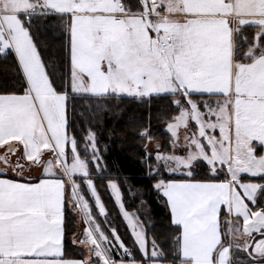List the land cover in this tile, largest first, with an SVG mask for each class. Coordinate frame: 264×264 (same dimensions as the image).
Returning a JSON list of instances; mask_svg holds the SVG:
<instances>
[{"label":"snow or ice","instance_id":"6c2138e0","mask_svg":"<svg viewBox=\"0 0 264 264\" xmlns=\"http://www.w3.org/2000/svg\"><path fill=\"white\" fill-rule=\"evenodd\" d=\"M37 19L60 21L65 72L44 60ZM9 51L24 83L0 93V264H244L237 252L264 264V182L251 180L264 181V0H0V53ZM76 96L101 108L125 97L174 105L168 150L149 152L150 127L139 133L174 229L167 249L149 240L114 180L140 258L108 221L92 178H104L106 147L89 128L80 150ZM69 210L85 224L72 240L80 258L65 249Z\"/></svg>","mask_w":264,"mask_h":264},{"label":"trees","instance_id":"16d2710c","mask_svg":"<svg viewBox=\"0 0 264 264\" xmlns=\"http://www.w3.org/2000/svg\"><path fill=\"white\" fill-rule=\"evenodd\" d=\"M32 31L44 60L49 65L55 64L57 73L65 72L67 38L60 27V21L34 20ZM253 31L249 29L248 34L251 35ZM23 83L15 54L13 52L7 55L0 54V93L20 92ZM103 103L104 107L101 108L94 98L76 96L69 107V118L72 130L80 142L81 151L89 128L98 133L100 146L106 147V151L102 153L106 164L104 178L101 179L99 175H93L92 178L98 185V191L109 213L108 221L116 227L124 242L133 248L136 257L140 258L130 230L126 227V221L122 219L108 188V181L114 180L121 188L126 209L137 213L144 221L149 240L154 237L167 249L174 229L170 224L169 209L152 187L155 181L148 176L142 163L145 141L141 140L139 133L145 127H150L153 140H161L162 150H168L170 135L166 131V125L171 117L177 114L175 107L169 99L160 97H154L150 102L125 97L122 100H108ZM92 171L96 172L94 166ZM251 180L264 182L259 178ZM78 182L84 186V182L79 180ZM83 194L93 206L94 200L86 186ZM142 201L146 202V205L142 204ZM76 216L80 217L71 210L66 213L65 249L68 257L80 258L81 255L76 250L78 246L69 241V235L74 233L72 227L76 224ZM69 228L73 229L72 233H69ZM235 255L239 260H243L244 264L249 260L243 252H237Z\"/></svg>","mask_w":264,"mask_h":264},{"label":"rangeland","instance_id":"374dc122","mask_svg":"<svg viewBox=\"0 0 264 264\" xmlns=\"http://www.w3.org/2000/svg\"><path fill=\"white\" fill-rule=\"evenodd\" d=\"M161 141V140H160ZM161 143H162V141H161ZM3 153V149L2 148H0V154H2ZM13 159H15V158H13ZM40 173V170H38V169H34L33 171H32V175H34L35 173ZM90 193V192H89ZM84 195V194H83ZM94 200V199H93ZM94 207H95V205H93ZM93 206H92V208H93ZM93 212H95V213H97V219H100L101 221H103L104 220V218L103 217H100L99 215H98V209H96V208H94L93 209ZM131 213V212H130ZM132 213H134V212H132ZM136 214V213H135ZM72 227V226H71ZM73 229H74V233L73 234H71V235H69V241H72L74 238L75 239H80L81 238V236H82V233H83V231H84V228H85V224L83 223V221H82V217L80 216V217H78V216H76V224H74L73 225V227H72ZM72 228H69L70 229V232L69 233H72L73 232V229ZM72 230V231H71ZM77 246H78V248H76V250H78V253L82 256V254H83V248H82V246H80V245H78V244H76ZM241 261H243V260H241ZM248 263V262H247Z\"/></svg>","mask_w":264,"mask_h":264},{"label":"crops","instance_id":"0c3cea01","mask_svg":"<svg viewBox=\"0 0 264 264\" xmlns=\"http://www.w3.org/2000/svg\"><path fill=\"white\" fill-rule=\"evenodd\" d=\"M9 52H11V51H9ZM0 54H2V55H6V54H4V53H0ZM183 133V130H181V134ZM216 134L217 135H219V132H218V130H217V132H216ZM157 144H159L160 145V148L162 149V143H161V141L160 140H158V139H155V140H153V141H151V142H149L148 143V151H150V152H152V153H155L156 151H157V147H156V145ZM177 151H179L178 149H177ZM11 174V173H10ZM41 173H35L33 176H39ZM253 182V181H252ZM126 208V207H125ZM127 210V209H126ZM128 211V210H127ZM129 212H131V211H129ZM132 213V212H131ZM135 213V212H134ZM136 215H138L137 213H136ZM139 216V215H138ZM69 258H73V257H69ZM246 264H248V263H246Z\"/></svg>","mask_w":264,"mask_h":264}]
</instances>
